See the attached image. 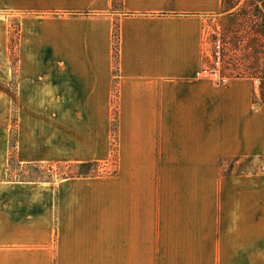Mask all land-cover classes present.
Masks as SVG:
<instances>
[{"label": "crops", "instance_id": "obj_1", "mask_svg": "<svg viewBox=\"0 0 264 264\" xmlns=\"http://www.w3.org/2000/svg\"><path fill=\"white\" fill-rule=\"evenodd\" d=\"M222 11L0 0V264H264V172L224 170L264 160V103L249 79L197 76ZM12 152L98 171L16 180Z\"/></svg>", "mask_w": 264, "mask_h": 264}, {"label": "rangeland", "instance_id": "obj_2", "mask_svg": "<svg viewBox=\"0 0 264 264\" xmlns=\"http://www.w3.org/2000/svg\"><path fill=\"white\" fill-rule=\"evenodd\" d=\"M9 37L10 59L16 62V46L18 42L17 26ZM221 42L222 47V67L229 79H249L255 78L264 81V0H223L222 14L216 17L213 22V31L210 36L211 52L214 41ZM211 64V59L210 63ZM253 84V83H252ZM254 86V85H253ZM1 88V86H0ZM13 93V92H12ZM15 97V94H12ZM258 101L264 103V89L258 93ZM17 102L14 99V108ZM16 124V113L14 112L13 126ZM116 125V124H115ZM14 129V128H13ZM114 139L116 126L113 131ZM16 138L11 136L12 146L15 145ZM112 170L116 171V158L113 159ZM235 162L227 163L224 170L230 171ZM232 165V166H231ZM239 165L242 168H239ZM95 165L93 172L98 171ZM95 170V171H94ZM247 171L253 173L264 172V160L257 159L253 162L241 161L235 166L234 171ZM82 172L74 166H61L54 164L19 167L14 161L12 152L11 177L21 181H49L63 176H72Z\"/></svg>", "mask_w": 264, "mask_h": 264}, {"label": "built area", "instance_id": "obj_3", "mask_svg": "<svg viewBox=\"0 0 264 264\" xmlns=\"http://www.w3.org/2000/svg\"><path fill=\"white\" fill-rule=\"evenodd\" d=\"M222 47L219 39L214 41L213 51L210 54L211 64L206 68L202 69L197 76L203 77L205 79L211 80L218 86H223L228 84L229 77L225 74L222 67ZM256 94L264 89V81L255 78L252 80Z\"/></svg>", "mask_w": 264, "mask_h": 264}, {"label": "trees", "instance_id": "obj_4", "mask_svg": "<svg viewBox=\"0 0 264 264\" xmlns=\"http://www.w3.org/2000/svg\"><path fill=\"white\" fill-rule=\"evenodd\" d=\"M115 40H116V42H115V54L117 55V49H118V31H117V29H116V32H115ZM14 148H15V145L12 146V150ZM254 160L255 159H248V162H253ZM94 166L95 165H93V164L79 165V166H77V168H79L80 170H82V172H80L78 174H74L72 176H76V175H88V174H90L93 171ZM239 168H242V166L239 165ZM234 170H235V165H233L231 167L230 173L231 172H234ZM236 173H238V174L241 175V174H248V173H251V172H247V171L242 170V171H237Z\"/></svg>", "mask_w": 264, "mask_h": 264}]
</instances>
